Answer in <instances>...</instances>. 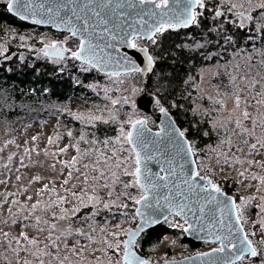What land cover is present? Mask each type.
<instances>
[{
  "label": "snow or ice",
  "instance_id": "obj_1",
  "mask_svg": "<svg viewBox=\"0 0 264 264\" xmlns=\"http://www.w3.org/2000/svg\"><path fill=\"white\" fill-rule=\"evenodd\" d=\"M0 3L6 5L9 13L28 18L21 12L20 0ZM23 7L27 11L29 6ZM43 15L48 18H36L33 11L32 23H53L68 35L60 41H41L43 47L39 49L29 46L37 59L45 58L56 65L78 61L82 71L96 68L117 84L123 83L119 80L122 75L155 74L157 57L150 54L146 44L158 46L157 37L169 30H197L178 47L193 58L211 62L213 76L227 77L223 91L217 87L215 96H207L218 107L205 108L202 113L199 105L193 109L194 115L206 118L201 122L211 131L201 130L195 122L193 127L204 137L215 132L218 143L201 148L195 138H189L190 129L178 128L175 122L154 133L147 127V117L129 116L119 122L112 108L105 118L92 112H73L66 106L55 107L56 112L67 111L73 120L87 126L119 123L118 134L100 139L93 132L88 139L81 132L77 137L71 129L61 133L58 121L42 150L45 158L54 161L46 167L58 174L51 179L35 174L16 192H0V208L7 205V218L0 219V225L20 229L12 235L0 227V248L5 249L0 252V260L5 264H152L133 250L138 247L137 237L146 227L160 223L161 217L168 223L172 222L170 217H179L183 224L177 227L198 235L203 232L205 235L200 238L218 246L181 261L162 258L163 264H183L184 260H201V264H264V0H60L55 8L42 11ZM19 40L22 47L26 45L25 36ZM121 47L142 53L144 66H137L133 57L122 54ZM7 51L0 45V57L11 60L15 54L5 55ZM19 60L25 62L22 53ZM64 67L59 70L63 72ZM120 68L125 71H117ZM83 86L93 92L99 87L94 83ZM101 90L103 99L110 100L113 108L129 103L127 97L110 98L108 87ZM132 91L135 94L139 89ZM156 105L167 115L159 100ZM131 107L135 113V103ZM97 111L103 113L104 109L97 106ZM31 127L26 125L25 130ZM39 139L37 133L30 141L25 139L23 145L14 138L5 141L0 153L9 146L22 148V152L18 167H12L17 153L9 152L0 168L15 172V180L21 182V169L45 167L33 159L34 153L37 157L41 154ZM82 144L88 147L82 149ZM65 156L68 158H62ZM152 163L158 165L157 172L149 167ZM229 172L235 174L231 176L234 184L254 188L261 195L241 196L238 200L226 195L224 185ZM217 173L222 174L220 180L214 179ZM122 176L130 179L122 180ZM9 183L10 178L0 179V185ZM33 184L42 185L35 190L34 202L32 195L26 196L31 203L10 200L25 196ZM133 189L135 194L130 191ZM257 200L258 220L253 228L258 225V240L254 239L257 231L245 228L248 209ZM127 201L137 206L134 217L140 218L141 223L122 232L117 224V231L109 232L105 218V226L98 227L97 217L102 211L115 218L113 209H127ZM82 209L90 211L81 214ZM118 215L125 217L128 213L120 211ZM121 235L126 238L121 240ZM97 244L100 246L94 247ZM203 258L209 259L205 262Z\"/></svg>",
  "mask_w": 264,
  "mask_h": 264
},
{
  "label": "trees",
  "instance_id": "obj_2",
  "mask_svg": "<svg viewBox=\"0 0 264 264\" xmlns=\"http://www.w3.org/2000/svg\"><path fill=\"white\" fill-rule=\"evenodd\" d=\"M194 31L197 30H169L157 37L158 46L146 44L150 49V54L157 57L153 69L155 74L148 73L145 76L133 73L126 77H133L139 83V79H141V84H144L145 81L147 92L160 101V106L168 111L178 128L190 129L189 138H195L201 147L208 141H218V138L213 136L214 134L210 137H204L197 132V127L201 130H211L205 123L201 122L204 118L200 119L193 114V105L199 100L204 101V99H199L193 83L198 78L202 68L212 65L211 62L202 61L198 56L193 58L187 50L178 47L182 43H187L188 37ZM21 35L25 36L27 41L23 47L19 40ZM67 35L68 33L65 32H56L48 27H39L23 22L9 13L5 4L0 3V42L3 41L5 48L8 49L6 55L15 54L12 55L11 60L0 66V120L3 116L8 120H14L25 116L32 117L34 114L37 115L38 121H48L51 119L50 114L56 113L55 107L67 106L72 99H87L92 96L91 90L85 88L84 84L96 82L99 87L108 85L109 78L96 68L86 72L82 71L78 61H65L61 65H56L45 58L37 59L35 51H29V46L33 49H39L43 46L41 41L45 43L47 41H60ZM141 43L145 44L144 41ZM21 53L25 57L24 63L17 61V56H20ZM64 65L67 66L64 67ZM61 67H64L63 72L59 70ZM189 77L192 79L189 80ZM77 80L81 83H76ZM212 82L215 87L222 88L227 84V79L225 76H213ZM139 83L138 85H140ZM205 102L209 108H213L211 101L206 100ZM8 103H11L13 107L9 108V111H5L4 106ZM173 104H177L179 107H173ZM50 105L53 107H49ZM154 107L156 108L157 105L152 107V112L156 111ZM59 114V119L64 121V126L73 128L75 135L78 136L81 124H78L72 117H68L63 111ZM194 122L197 127H193ZM152 124L153 122L150 120L148 126L151 127ZM82 130L89 134L88 139L92 137L93 132L100 139L112 132L111 126L103 125L83 127ZM224 187L226 194L236 197L239 184H234L229 179ZM134 208L135 205L130 208L128 214V217H131L130 228L137 223V218L134 217ZM84 212H89V209ZM107 213L102 211L99 218L106 217ZM167 232H169L167 227L162 223L144 231L137 239L136 252L141 256L150 254L152 250L157 248L162 236ZM182 239L184 243L188 244L191 252L197 251L202 245L189 241L185 237ZM0 264H5V262L1 260Z\"/></svg>",
  "mask_w": 264,
  "mask_h": 264
},
{
  "label": "rangeland",
  "instance_id": "obj_3",
  "mask_svg": "<svg viewBox=\"0 0 264 264\" xmlns=\"http://www.w3.org/2000/svg\"><path fill=\"white\" fill-rule=\"evenodd\" d=\"M171 2V0H170ZM49 42V41H47ZM0 45H4L3 41L0 42ZM124 50L128 51L130 56L133 57L136 62H137V66L139 67H143L144 64L142 63L143 61V54L142 53H138L135 50L132 49H126L124 47H121ZM8 53V51L5 53V55ZM19 60V56H17V61ZM9 61V60H5L3 57H0V66L1 64H3L4 62ZM20 61V60H19ZM204 71H200V74L198 76L197 79H195L193 86L196 89L197 93H198V97L199 99H201V96H204V101L199 100L198 102H196L193 105V108H196L197 105L200 106V110L201 113L203 112V110L205 108H209L206 105V100L210 101L207 99L208 95H212L215 96L216 93V89L217 87H215L214 83L212 82V78L213 75L212 73L215 71V69L212 66H206L204 68ZM225 79H227V77L225 76ZM119 80L123 81V83H120L119 85H116L117 83L114 80H109L108 85H106L105 87H108L111 89V91L109 92V96L112 99H115L117 97H127L129 100L128 104H123V106H121V104H117L115 106V108H113V106L110 103V100H104L103 99V92H102V87L97 88L96 92H92V96L87 98V99H76V100H70L67 104V109L73 111V112H77V113H84V114H88L89 112H92L96 115H103L105 118H107L108 115V109L112 108L113 111H115L117 113V119L119 122H123L124 120L128 119L129 116H132L133 119L135 118H148V124H150V120L151 122H153V117H150L149 115H144L143 113H141L140 111H138L137 109H135V113H133V108L131 107V105L133 103H135V99L140 96L144 90H145V81L144 84H141V79H139L140 83L138 81H135L133 77H126L124 75L119 77ZM140 85H138V83ZM228 82V81H227ZM94 84H97L96 82H91ZM98 85V84H97ZM199 86V87H197ZM136 88L139 89V91H137L135 94H133L132 89ZM200 90H203V92H201ZM221 91L224 90V87L220 88ZM147 91V90H146ZM122 103V102H121ZM9 105H11V103H8L4 106V110L5 111H9ZM213 105V104H212ZM97 106L100 109H104L103 113L97 111ZM231 106L230 102H229V107ZM213 107H218L217 105H213ZM154 109H156L155 112L156 113L159 111V107L157 106L156 108L154 107ZM11 110V109H10ZM153 111V110H152ZM64 114H66L68 117H71L70 115H68L67 111H63ZM226 114V113H225ZM33 116H25L22 118H15L14 120H8L6 117H2L0 120V147L3 146L4 142L7 141L8 139H16L17 143L23 145V141L25 139H28L30 141V138L32 135H36L37 133H39L40 139L37 142V147L41 150V154L37 157L36 154H33V159L34 160H39L41 162H43V164L45 165V167H33L30 169H21V173L22 174V181L21 182H17L15 180V172L9 173L7 170L0 168V179H9L10 178V183L7 186L4 185H0V192H16L18 190V186L19 185H26L28 179L35 174H40L43 175L45 177H48L49 179H51L52 177L56 176L58 174L57 173H53L50 169H48L46 167L47 164L54 162L51 158H45L43 156V148L46 146V138L48 135H52L54 133V131L57 128V123L59 121V131L61 133L66 132L67 130L71 129L73 131L74 136L75 135V130L73 128H71L70 126H64V121H61L59 119V113H51V119H49L48 121H38L37 120V115L32 114ZM215 115V113H214ZM200 119H202V115H197ZM206 119V118H204ZM41 122H44L43 124ZM78 124H81L79 121H76ZM32 125L31 128H28L27 130H25V126L26 125ZM96 125H103V126H111L112 128V132L109 133V135L104 136L105 137H115L118 132V128L120 126L119 123H109V124H103V123H99L97 122ZM153 126L152 129L155 128V124L153 122L152 124ZM83 127H91V126H87L85 124H81L79 126L80 129V133L85 131L82 130ZM128 125H125V130H128ZM150 127V128H151ZM210 129V128H209ZM211 130V129H210ZM113 135H110L112 134ZM212 134H214L213 136H217L215 134V132H212ZM87 138H89V134L86 133ZM79 136V135H78ZM77 136V137H78ZM92 138V137H91ZM90 138V139H91ZM102 138V139H103ZM218 138V137H217ZM65 141H61V145H63ZM218 143V141H208L205 145H202L201 148H205L207 145H211V146H215ZM82 149H86L88 146L87 145H81ZM125 147H127L125 145ZM9 152H16L17 155L14 157L13 160V165L12 167H18V159H19V155L22 152V148L17 149L15 146H9V148L5 149V151L3 153H0V163H6V156L9 154ZM74 154V153H73ZM123 155H127V153H121V156ZM67 159L68 157H62ZM27 162V161H26ZM87 162V161H85ZM57 170H59V166H57ZM221 173H217L214 176V179L216 180H220L221 179ZM235 175L234 173L229 172V179H231V176ZM122 180H127L130 179L129 177H121ZM249 182H245V184H248ZM251 183H255V182H251ZM40 186H42L41 184H33L31 187H29V191L28 193L25 194V196H17V197H10L11 199H19L21 200L22 203L27 202L26 201V196L27 195H32L33 196V201H35L36 197H35V190L37 188H39ZM58 186V190H59V185ZM119 187V186H118ZM133 192V194H135V190H130ZM229 195V194H227ZM250 195H256L259 196L261 195V193H256L254 188H249L246 186H241L239 185L238 188V192L235 195L237 198L241 197V196H250ZM234 197V198H236ZM105 198H107L105 196ZM236 198V199H237ZM27 203H31V202H27ZM127 203L129 204V207L127 209H113V212L117 213V215L115 216V218H113L111 213H107V216L104 218H99V216L97 217V221L98 223V227H104L105 226V218L107 219V228L109 232H115L117 231L116 229V225L119 224L120 225V229L119 231H123L124 229L130 228L129 224H130V218L125 216V217H121L118 215V213L120 211H126L128 214L130 213V208L133 207V204L131 203V201H127ZM259 203V201H254L253 204H255V209L256 211H258V208H256V205ZM71 205H66V207H70ZM136 206V205H135ZM7 205H5L3 208H0V219H6L7 218V211H6ZM15 210V209H14ZM84 211H86V209H82V213H85ZM90 211V209H89ZM134 212H135V208H134ZM39 214V213H38ZM247 219L250 220V216L247 213L246 214ZM172 222L168 223L165 222L163 225L167 227L168 231L165 235L162 236V240L160 242V244L157 246V248L154 249V251L152 250L150 252V254L144 256L145 259H148L152 262V264H163V260L162 258H175L176 260L181 259L183 257H187L190 255H193L195 253H202L205 252L207 250L212 249V247H214L217 244H212V243H204L201 245L200 249H197V251H192L189 249L188 244L183 242V237L184 234L182 232V228L177 227L178 224H183L178 218L173 217V219H170ZM121 221H123V223H121ZM254 224V223H253ZM253 224H252V231H257V235L258 233V225L256 226V228H253ZM0 227H3L4 231H8L10 232V234L12 235H16L19 232V228H16L15 226L12 227H8V226H4V225H0ZM86 227V225H85ZM133 228V227H132ZM32 234V233H30ZM99 237L97 236V239ZM109 239H111V237H108ZM120 239L123 240L125 239V237L123 235L120 236ZM100 245H94V247H99ZM4 248H0V251H4ZM96 255H100L99 253H97ZM109 255H113V253L109 252ZM103 258V257H102ZM115 255H113V259H115ZM88 259H94L93 256H89Z\"/></svg>",
  "mask_w": 264,
  "mask_h": 264
},
{
  "label": "water",
  "instance_id": "obj_4",
  "mask_svg": "<svg viewBox=\"0 0 264 264\" xmlns=\"http://www.w3.org/2000/svg\"><path fill=\"white\" fill-rule=\"evenodd\" d=\"M58 2H60V0H20L21 12H22V14L24 16H27L28 18L27 19H21L20 16L14 15L12 13L11 14L14 17H16L17 19H19V20H21L23 22L29 23L31 25H36V26H39V27H48V28H51L53 31H56V32H65L62 29L55 27L53 25V23H46V24H33L32 23V18H33L32 17V12L33 11L36 12V18L47 19L48 18L47 15H43V17H41L42 11L46 10L49 7L55 8V5ZM25 4H27L29 6L27 11H25L24 7H23ZM41 6H43V9L41 8ZM133 15H135V13H133ZM65 33H67V32H65ZM100 43H101V45H103V41H100ZM109 51H111V50H109ZM120 51H121L122 54L123 53H127L130 56L129 52L124 50L123 48H121ZM113 55H115V53H113ZM117 71L123 72V71H125V69L124 68H120V69H117ZM145 76H147V75H145ZM155 102H156V97L154 95H152V94H149L146 91V85H145L144 92L135 99L136 109L138 111H140L141 113H143L144 115H149L150 117H153V122L155 124V128L152 129V128H150L147 125V127L150 128L153 133L156 132V131H159L162 127H167L170 123L174 122L172 116L168 113L167 110H166L167 111V115L161 113L160 111H158L156 113L152 112V106L155 104ZM175 126L178 127L176 125V123H175ZM165 143H166V141H165ZM150 147L154 148L155 145H151ZM149 167L154 172H157L159 170L158 165H156L154 163L149 164ZM136 207L137 206H135V208ZM142 211L149 212V211H151V209H142ZM176 218H178L183 223V220L181 218H179V217H176ZM163 221H164L163 217H161L160 218V223L153 224L150 227H146L144 229V231H147V230H149V229H151V228H153V227H155L157 225H160ZM139 223H141V219L137 218L136 225L139 224ZM136 225L133 227V229L136 227ZM143 232H141V233H143ZM182 232L184 234V237L187 240H189V241H192L194 243H206L204 239L200 238V237L205 235V233H203V232H200L199 235L196 232H193V231L184 232L183 229H182ZM141 233H140V235H141ZM139 236L137 237V239L139 238ZM133 250L136 252L135 248ZM211 250L212 249L207 250L205 252H211ZM202 253H204V252H202ZM136 254H137V256L145 259L144 256L139 255L137 252H136ZM196 254L197 253H195L193 255H190V256H187V257H195ZM220 255H222V254H216V256H220ZM182 259L183 258L178 259L177 261H181ZM203 259L206 262L209 258H203ZM212 259H215V257H213ZM183 264H201V260H184Z\"/></svg>",
  "mask_w": 264,
  "mask_h": 264
},
{
  "label": "flooded vegetation",
  "instance_id": "obj_5",
  "mask_svg": "<svg viewBox=\"0 0 264 264\" xmlns=\"http://www.w3.org/2000/svg\"><path fill=\"white\" fill-rule=\"evenodd\" d=\"M238 200V198H237ZM258 211H256L255 209V204H253L249 209H248V214L250 216V220L247 219V216H246V220H247V223L245 224V228L247 231L251 232L253 229H252V224L255 223L257 220H258V215H257ZM170 219H173V217H170ZM166 221H163L162 222V225L165 223ZM258 230V229H257ZM256 231V230H255ZM259 233V231H258ZM254 239H260V234H258ZM200 244H204V243H200ZM218 245H215L214 247H217ZM212 247V248H214ZM1 252V251H0ZM1 261V260H0Z\"/></svg>",
  "mask_w": 264,
  "mask_h": 264
},
{
  "label": "bare ground",
  "instance_id": "obj_6",
  "mask_svg": "<svg viewBox=\"0 0 264 264\" xmlns=\"http://www.w3.org/2000/svg\"><path fill=\"white\" fill-rule=\"evenodd\" d=\"M155 104H156V102H155ZM155 104H154V105H155ZM154 105H153V106H154ZM153 106H152V107H153Z\"/></svg>",
  "mask_w": 264,
  "mask_h": 264
}]
</instances>
